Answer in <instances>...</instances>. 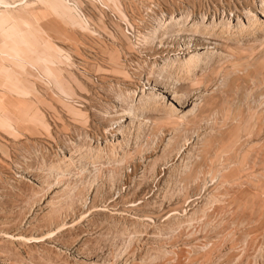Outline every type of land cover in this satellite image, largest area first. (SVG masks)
Masks as SVG:
<instances>
[{
	"label": "rangeland",
	"instance_id": "obj_1",
	"mask_svg": "<svg viewBox=\"0 0 264 264\" xmlns=\"http://www.w3.org/2000/svg\"><path fill=\"white\" fill-rule=\"evenodd\" d=\"M0 264H264V0H0Z\"/></svg>",
	"mask_w": 264,
	"mask_h": 264
}]
</instances>
